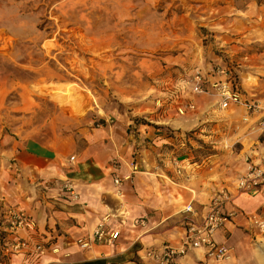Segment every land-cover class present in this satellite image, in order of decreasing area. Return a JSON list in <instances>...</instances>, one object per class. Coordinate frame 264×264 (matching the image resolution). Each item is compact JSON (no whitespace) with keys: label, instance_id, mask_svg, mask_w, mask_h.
Segmentation results:
<instances>
[{"label":"rangeland","instance_id":"1","mask_svg":"<svg viewBox=\"0 0 264 264\" xmlns=\"http://www.w3.org/2000/svg\"><path fill=\"white\" fill-rule=\"evenodd\" d=\"M222 70L242 100L258 106L252 118L264 114V0H0V196L27 144L58 151L72 164L91 139L106 143L107 129L118 154L128 139L115 131L123 120L130 122L125 154L132 162L148 142L144 131L154 130L171 139L167 145L182 144L195 162L219 154L228 161L255 134L246 138L237 125L251 115L245 108L220 109L210 85L223 80ZM195 75L208 92L192 93ZM46 180L60 190L68 182ZM254 196L261 208L245 215L264 223V192ZM183 222L172 243L182 238ZM238 229L225 237L228 259L189 254L177 264H264V232L246 219ZM148 261L143 255L134 263Z\"/></svg>","mask_w":264,"mask_h":264},{"label":"crops","instance_id":"2","mask_svg":"<svg viewBox=\"0 0 264 264\" xmlns=\"http://www.w3.org/2000/svg\"><path fill=\"white\" fill-rule=\"evenodd\" d=\"M244 118L237 125L247 132L244 137L255 134V140L252 139L249 148L241 146L239 150H231L228 161L226 155L219 154L195 162L190 155L181 152L182 144L167 145L171 139L158 133L159 130L144 131L148 142L138 151L136 173H132L129 166L134 158L125 154V147H130L126 134L129 120L115 126V131L122 130L118 134L128 138L118 154L111 150L112 135L107 129L104 130L108 141L100 144L91 139L76 154L78 160L72 164L58 151L27 144L16 153V177H12V183L0 196V213L8 208L25 212L33 227L8 236L7 240L41 245L45 254L37 256L28 251L11 255L4 264H135V258L141 259L149 250H160L164 245L177 246L182 238L176 243L172 240L184 224V207L191 204L203 214L214 194L223 190L232 194V204L239 215L256 212L262 204L259 196H240L233 190L237 177L247 169L246 159L256 162L257 155L264 152V142L258 140L259 135L264 134L261 129L264 114L257 119L252 118V114ZM73 158L75 160V156ZM113 158L122 159L124 164L114 166ZM54 175L73 184L77 201H70L59 186L46 180ZM116 178L122 179L119 186L113 184ZM228 208L224 206L223 211ZM241 218L229 221L227 224L231 226L224 225L214 235L217 245L231 241L225 237L239 230L245 219ZM102 220L107 222L108 232H119L116 241L112 245L92 243L88 249H81L77 241L91 237ZM194 252L187 255L191 254L196 261L210 260L203 252L199 251L200 255ZM258 260L264 263V254H258Z\"/></svg>","mask_w":264,"mask_h":264},{"label":"built area","instance_id":"3","mask_svg":"<svg viewBox=\"0 0 264 264\" xmlns=\"http://www.w3.org/2000/svg\"><path fill=\"white\" fill-rule=\"evenodd\" d=\"M217 75L223 78L210 85V89L219 99V107L221 110H231L233 107H243L251 114L257 112L254 102L242 100L236 82L226 71H218ZM193 94H201L208 92L201 87L206 83L200 75H195L193 80ZM205 86V85H204ZM189 110H193L194 106H187ZM185 108H179L178 112L182 115ZM264 125V119L261 121ZM264 131V129H262ZM74 158H71L73 161ZM248 168L246 173L239 176L234 185V192L237 195H255L264 192V152L257 155V161L251 162L246 159ZM115 166V165H114ZM132 173L138 172V163L130 164ZM128 179V178H127ZM122 179H114L113 184L119 186ZM70 201H77L78 195L72 183L65 182L61 187ZM232 194L228 190H223L214 194L206 212L199 214L191 204L184 207L182 214L184 215L185 230L183 237L177 246L165 245L159 251L149 250L145 253V258L152 261L153 264H174L176 259L184 257L189 251H201L208 258L214 261H224L228 259L230 250L224 245H217L214 241V235L224 227L236 215L235 212L228 210L223 211L224 206L232 205ZM244 218L251 222L259 231L264 232V224L255 217L244 215ZM107 222L102 220L95 228L91 237L87 240L80 239L77 245L81 249H88L92 243L101 245H112L118 235L117 231L106 230ZM33 227L29 216L20 210L8 208L0 213V264H4L7 257L11 255H19L30 251L37 256H43L45 249L41 245H31L28 241L7 240L8 236H12L21 231H25ZM54 252V251H53Z\"/></svg>","mask_w":264,"mask_h":264},{"label":"bare ground","instance_id":"4","mask_svg":"<svg viewBox=\"0 0 264 264\" xmlns=\"http://www.w3.org/2000/svg\"><path fill=\"white\" fill-rule=\"evenodd\" d=\"M193 85V84H192ZM202 89H204V90H206V87L203 85L202 87H201ZM261 129H264V126H261ZM262 145H264V144H262ZM262 149H264V147H262ZM247 168H248V166H247ZM246 171H247V169H246ZM246 171H245V173H246ZM235 188V187H234ZM240 196H245V194H243V195H240ZM231 209V211H233V212H235L236 213V215L231 219V220H233V219H237L239 216L240 217H244V216H242L241 214L239 215L238 213H237V211H235V209H233V208H230ZM258 220V219H257ZM248 221V220H247ZM258 221H260V220H258ZM250 222V221H249ZM261 222V221H260ZM251 223V222H250ZM262 224H264V223H262ZM184 230H185V228H184ZM218 232V231H217ZM181 241V240H180ZM156 251H159V250H156ZM54 252H56V251H54ZM191 251H189L188 253H190ZM187 253V254H188ZM187 254L184 256V257H186L187 256ZM184 257H182V258H184Z\"/></svg>","mask_w":264,"mask_h":264}]
</instances>
